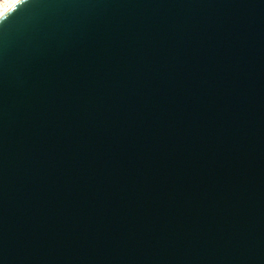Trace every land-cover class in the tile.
I'll list each match as a JSON object with an SVG mask.
<instances>
[{
	"label": "water",
	"instance_id": "water-1",
	"mask_svg": "<svg viewBox=\"0 0 264 264\" xmlns=\"http://www.w3.org/2000/svg\"><path fill=\"white\" fill-rule=\"evenodd\" d=\"M0 264H264V0L17 4Z\"/></svg>",
	"mask_w": 264,
	"mask_h": 264
},
{
	"label": "bare ground",
	"instance_id": "bare-ground-1",
	"mask_svg": "<svg viewBox=\"0 0 264 264\" xmlns=\"http://www.w3.org/2000/svg\"><path fill=\"white\" fill-rule=\"evenodd\" d=\"M22 0H3L0 2V21Z\"/></svg>",
	"mask_w": 264,
	"mask_h": 264
},
{
	"label": "rangeland",
	"instance_id": "rangeland-1",
	"mask_svg": "<svg viewBox=\"0 0 264 264\" xmlns=\"http://www.w3.org/2000/svg\"><path fill=\"white\" fill-rule=\"evenodd\" d=\"M0 2H3V0H0Z\"/></svg>",
	"mask_w": 264,
	"mask_h": 264
}]
</instances>
